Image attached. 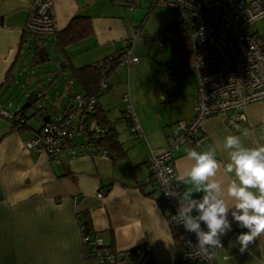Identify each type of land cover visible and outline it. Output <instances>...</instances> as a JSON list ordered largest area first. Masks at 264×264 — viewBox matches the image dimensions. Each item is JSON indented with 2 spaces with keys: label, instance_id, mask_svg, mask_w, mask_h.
Wrapping results in <instances>:
<instances>
[{
  "label": "crops",
  "instance_id": "0c3cea01",
  "mask_svg": "<svg viewBox=\"0 0 264 264\" xmlns=\"http://www.w3.org/2000/svg\"><path fill=\"white\" fill-rule=\"evenodd\" d=\"M34 1L0 0V264H95L82 256L80 214L86 215L91 231L106 249L147 246L140 257L143 263L200 264L177 261L178 246L167 209L161 206L164 202L156 185L145 181L149 151L166 148L176 124L193 117L198 80L190 76L194 73L191 52L179 50L182 40L175 26V10L157 5L155 0L133 4L126 0H54L56 32L34 36L24 30ZM137 9L145 14L141 20L136 19ZM153 20L158 23L155 29ZM165 30H172L173 36L161 46L157 42L156 51L152 43ZM134 33L138 35L132 39ZM251 34L264 47V18L252 26ZM126 40L131 41L138 62L128 68L119 64L108 76L109 89L98 98V106L125 152L112 159L92 146V153L71 157V149L79 152L82 140L78 137L57 158L27 149L25 142L46 121L62 118L80 91L71 68L113 55ZM153 51L159 53L157 58L150 56ZM187 68L192 72L185 73ZM157 72L168 83L164 89H154L150 98L145 84L151 83L148 77ZM22 77H44L49 86L46 88L40 78L36 88L28 90ZM57 77H67L62 89L55 85ZM14 85L22 89V104L11 101ZM52 85L54 97L49 89ZM125 94L140 126L138 134L130 132L129 122L122 118ZM26 102L29 105L25 107ZM30 109L36 119L28 121ZM19 111L25 117L23 129L3 116ZM242 112L245 120L237 130L226 122L232 113L207 118L198 132V143L185 142L173 152L176 173L183 175L193 163L186 158L188 149L212 150L221 163L215 179L226 191L234 176L224 171L229 160L224 138L239 135L248 147L264 144V101L250 103ZM122 122L129 135L120 132L123 126L117 124ZM244 130L247 136L242 135ZM180 183L183 191L191 187ZM98 192L103 193L101 198L96 197ZM202 195L193 193L197 199ZM246 231L233 221L232 231L221 237L222 248L213 251V264H264V235L240 251L236 237ZM132 262L139 263L136 259Z\"/></svg>",
  "mask_w": 264,
  "mask_h": 264
},
{
  "label": "built area",
  "instance_id": "2783aa9c",
  "mask_svg": "<svg viewBox=\"0 0 264 264\" xmlns=\"http://www.w3.org/2000/svg\"><path fill=\"white\" fill-rule=\"evenodd\" d=\"M53 1L35 0L30 5L24 26L26 33L46 36L56 32ZM135 1L126 0L131 4ZM155 3L175 10V26L189 40L191 67L198 83L193 117L189 121H179L176 124V130L166 148L149 151L145 181H152L156 185L166 206L170 224L180 230L182 248L178 251L177 261L213 264L212 255L194 252L193 246L197 243L195 233L187 232L173 219L177 214L179 200L164 194L159 173L162 169L171 168L173 173L177 174L173 152L188 140L195 139V144L198 143V132L207 118L232 113L226 117V122L229 127L237 130L239 124L245 120L243 108L250 103L264 101V47H261L251 34L252 26L264 18V6L260 0H155ZM137 35L138 33H134L132 39ZM172 36V30H165L158 39V45L161 46L164 40ZM130 47L131 41H124V54L120 64L127 68L138 62ZM100 85L106 86L103 81ZM122 100L125 103V116L130 124V132L140 133L128 94L123 95ZM95 102L93 96L76 94L67 113L58 120L44 123L42 128L25 142V147L35 153L57 158L64 152L70 140L80 137L82 142L79 152L71 149L69 155L74 157L78 153H92L89 147L93 146L94 139L101 137L104 128L94 121L84 123L82 118L93 110ZM3 116L9 120H17L19 117L11 112ZM97 153L108 157L104 150ZM169 186L174 193L184 192L181 183L171 177ZM102 195V192H98L96 197L101 198ZM79 233L83 258L93 259L95 264H134L132 260L141 257L144 250L149 249L145 246L114 251L104 248L97 235H86L81 229Z\"/></svg>",
  "mask_w": 264,
  "mask_h": 264
},
{
  "label": "clouds",
  "instance_id": "9594fccd",
  "mask_svg": "<svg viewBox=\"0 0 264 264\" xmlns=\"http://www.w3.org/2000/svg\"><path fill=\"white\" fill-rule=\"evenodd\" d=\"M242 135L247 136L248 131L244 130ZM223 146L229 155L224 171L234 176L226 191L215 179L221 163L212 150L188 149L186 158L193 163L183 175L174 174L171 168L159 173L164 194L179 200L173 219L187 232L195 233L194 252L209 256L222 248L221 237L232 231L233 221L237 227L247 229L236 237L241 252L264 235V144L248 147L241 136L227 135ZM169 177L190 183L191 187L182 194L174 193L169 186ZM193 193L203 195L197 199ZM229 213L232 220H229Z\"/></svg>",
  "mask_w": 264,
  "mask_h": 264
},
{
  "label": "trees",
  "instance_id": "16d2710c",
  "mask_svg": "<svg viewBox=\"0 0 264 264\" xmlns=\"http://www.w3.org/2000/svg\"><path fill=\"white\" fill-rule=\"evenodd\" d=\"M262 5H264V0H262ZM177 34L181 37L182 40V43L179 45V50L182 51L184 54L190 53L191 48L187 36L180 30L177 32ZM123 54L124 51L123 48H121L113 55L108 56L98 62L79 68H71V76L74 82L77 84L78 88L80 89L78 94H81L82 96H93L96 100L93 110L90 111L86 115V117H83L82 121L84 123L94 121L98 126L104 128L101 137L94 139L92 141V145L93 147H95L96 152L104 150L107 153L108 157L112 159L120 157L121 154H123L125 151L122 149L121 144L118 143V141L116 140L115 132L113 131V128L111 126L112 124L107 122L106 116L103 114L102 110L98 106V98L109 89V84L107 81L108 76L112 72H114L115 68L120 64V60ZM101 81L106 84L105 87H101ZM27 105H29L28 102L25 103V107ZM20 113L21 111L14 113L15 115L19 116L17 120H10V122L16 125L17 129H23L26 126L25 117ZM122 118L126 120V122H128V119L125 116L124 108L122 110ZM20 119H22V121H20ZM188 141H192L195 144V139ZM161 206L164 208L166 207L164 204H162ZM78 225L79 229H81L84 234L91 236L96 235L91 231L90 223L85 214H80L78 216ZM170 228L178 246L177 251H180V249L182 248L180 230L172 224H170ZM136 260H138L140 264L144 261L140 257L136 258Z\"/></svg>",
  "mask_w": 264,
  "mask_h": 264
},
{
  "label": "rangeland",
  "instance_id": "374dc122",
  "mask_svg": "<svg viewBox=\"0 0 264 264\" xmlns=\"http://www.w3.org/2000/svg\"><path fill=\"white\" fill-rule=\"evenodd\" d=\"M138 11H139V13H138ZM136 19H139L140 17H144V12L142 11V9H141V12H140V10H136ZM145 12H147L146 10H145ZM144 14V15H143ZM141 18V19H142ZM141 19H139V20H141ZM152 22V25L154 26V29H155V27L157 28L158 27V23H157V21H155V20H153V21H151ZM151 38V37H150ZM157 39L152 43V45L154 46V48L156 49V51H158V46H157ZM155 55V56H154ZM151 57H153L154 56V58H157L158 56H159V53H157V52H155V51H153V53H151V55H150ZM61 65H63V64H59V67L61 66ZM69 73L67 72L66 73V75H68ZM194 76L195 77V79H197V76H196V74L195 73H192V74H190V76ZM23 78V84H24V88L25 89H28V90H31V89H34V88H36V81H38L40 78H42L43 79V84L44 85H47L46 86V88H48V86H49V80H48V82L47 81H45V78L44 77H22ZM33 78V80L30 82V83H26V81L28 80V79H32ZM149 80H150V82L151 83H146L145 84V88H146V94H147V96L148 97H153L154 96V94H153V90L154 89H164L165 87H164V85L166 86L167 85V78L166 77H159V74H158V72L157 73H155V74H151L149 77ZM157 78H158V80H157ZM67 79V77H57V81H56V83H55V85L58 87V89H59V87L62 89L63 87L61 86L62 84H63V82L65 81V80ZM148 80V79H147ZM153 81V82H152ZM42 82V81H41ZM32 87V88H31ZM34 87V88H33ZM149 87V88H148ZM53 88V85H52V87L50 88L49 87V89H50V93H51V95L54 97L55 95V93H56V91H54V89H52ZM73 89H75L76 90V88L75 87H73ZM24 90V89H23ZM13 93H14V97H13V99L11 98V101L12 102H14V101H16V100H18V101H20V103L22 104V97L20 96L21 94H22V89H21V87H18L17 85H14V87H13ZM55 99V98H54ZM4 100H6V98H4L3 99V101ZM28 114L30 115V117H29V119H28V121H31L32 119H36V117H35V115L34 116H31L32 114H33V110L32 109H30V111L28 112ZM117 126H123V128L121 129V133H125V134H127V135H129V133H128V130L127 129H125L126 127H125V124L122 122V123H118L117 124ZM125 127V128H124Z\"/></svg>",
  "mask_w": 264,
  "mask_h": 264
},
{
  "label": "water",
  "instance_id": "95a60500",
  "mask_svg": "<svg viewBox=\"0 0 264 264\" xmlns=\"http://www.w3.org/2000/svg\"><path fill=\"white\" fill-rule=\"evenodd\" d=\"M191 72H192L191 68H187V70L185 71V73H191Z\"/></svg>",
  "mask_w": 264,
  "mask_h": 264
}]
</instances>
